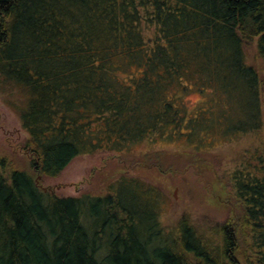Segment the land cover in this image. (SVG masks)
<instances>
[{"label":"trees","instance_id":"1","mask_svg":"<svg viewBox=\"0 0 264 264\" xmlns=\"http://www.w3.org/2000/svg\"><path fill=\"white\" fill-rule=\"evenodd\" d=\"M254 39L264 62V0H0V90L42 176L144 140L208 148L262 125ZM6 165L0 264H264V150L231 173L239 214L206 231L184 216L166 227L159 191L137 177L60 196Z\"/></svg>","mask_w":264,"mask_h":264},{"label":"rangeland","instance_id":"2","mask_svg":"<svg viewBox=\"0 0 264 264\" xmlns=\"http://www.w3.org/2000/svg\"><path fill=\"white\" fill-rule=\"evenodd\" d=\"M244 53L247 62L264 79V62L258 56L256 39L244 45ZM8 95L0 90V156L7 159V173L14 169L26 171L41 188L60 196L103 195L120 178L137 177L159 191V213L166 227H173L184 216L198 231H206L235 218L242 206L234 195L231 173L249 152L264 150L262 101V125L251 134L221 137L220 142L209 138L206 140L213 146L208 148H191L169 140H144L131 145L127 152L79 154L58 175L42 176L31 168L29 156L22 149L26 131L8 102ZM202 99L194 92L188 95L187 102L193 107Z\"/></svg>","mask_w":264,"mask_h":264}]
</instances>
